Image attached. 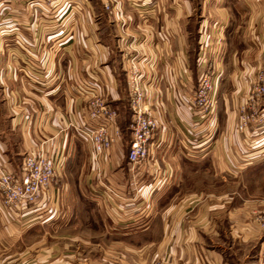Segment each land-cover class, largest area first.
<instances>
[{
    "label": "crops",
    "instance_id": "obj_1",
    "mask_svg": "<svg viewBox=\"0 0 264 264\" xmlns=\"http://www.w3.org/2000/svg\"><path fill=\"white\" fill-rule=\"evenodd\" d=\"M192 4L0 0V167L18 174L23 156L43 148L58 171L35 209L17 214L2 206L0 194V264H264V229L251 218L264 206V123L257 126L264 118L237 129L261 69L241 57L255 49L256 59L263 57L264 38L254 40L255 47L237 44L228 17L193 18ZM205 5L238 16L247 10L248 25L264 11V0H205L201 10ZM220 24L225 44L213 38V54L223 48L225 66L214 62L211 68L199 60L198 36L205 26L213 36ZM133 57L157 121L150 154L134 168L126 132L132 126L127 68ZM230 57L238 67L231 90L222 86L213 117H203L189 99L206 69L217 86L225 80ZM94 93L116 111L113 129L119 132L97 163L81 132L97 124L88 115ZM261 103L264 111V97ZM209 174L222 187L226 176L243 187L235 185L226 201L224 191L207 189ZM79 178L86 195L63 191ZM192 180L202 189L182 190L193 187ZM80 196L103 209L100 236H82L78 211L65 204Z\"/></svg>",
    "mask_w": 264,
    "mask_h": 264
},
{
    "label": "built area",
    "instance_id": "obj_2",
    "mask_svg": "<svg viewBox=\"0 0 264 264\" xmlns=\"http://www.w3.org/2000/svg\"><path fill=\"white\" fill-rule=\"evenodd\" d=\"M30 2L36 0H28ZM52 4L57 0H42ZM129 108L132 114L131 138L129 140L128 163L134 168L144 162L150 154V144L157 128V121L145 102V90L142 83L140 66L133 57L129 60L127 71ZM93 94L90 102L89 118L97 121L95 126L81 130L90 146L94 162L110 149L118 130L113 129L116 111L108 108ZM218 90L213 82V72L206 69L199 77L198 83L189 104L192 109L203 117L211 119L217 103ZM264 97V66L263 71L255 76L237 126L238 130L260 121L262 112L258 114V105ZM91 126V125H90ZM58 171L54 160L44 154L43 148L27 152L22 159L18 174L0 167V194L2 206L15 210L17 214L37 208L47 192L56 184ZM253 220L264 229V208L253 212ZM158 264V263H156Z\"/></svg>",
    "mask_w": 264,
    "mask_h": 264
},
{
    "label": "rangeland",
    "instance_id": "obj_3",
    "mask_svg": "<svg viewBox=\"0 0 264 264\" xmlns=\"http://www.w3.org/2000/svg\"><path fill=\"white\" fill-rule=\"evenodd\" d=\"M204 1L205 0H192V2H193V4H192V6H193V8H192L193 18H196V17L199 18L202 13L203 14L205 13V16L209 17L211 20H212V18H220V16L221 17H228V22L231 23V25H229V27L230 26L233 27V31L229 36L237 38V44H239L238 40H245V42L251 44L252 47H255L254 40L258 42L259 40H262L264 38V29H263L264 26L261 25V22L264 21V11H262L260 13L256 12L257 14H255L256 15L255 24L254 25H252V24L248 25L249 20L247 18H244V14L247 10H240L241 14L239 16L234 14V12L231 9L215 10V9H212V7L210 5L207 8L205 5V7L201 10V4ZM206 1L212 2V1H218V0H206ZM219 1H222V0H219ZM118 13H119L118 16L121 17L122 15L120 14L119 11H118ZM252 17L254 18V14H251V18ZM192 24H195V23L193 22ZM209 24H210V22H209ZM191 27H193V26L191 25ZM215 28H216L215 29L216 31L214 32L213 36H212V33H209V30L206 26L203 29H201V31L199 32L198 41L200 40V47L202 49L199 60L205 61V63L208 64V66L211 65V68H212V63H214V62H216V64L219 63L220 68H224V66H225L224 65V63H225V61H224V55H225L224 50H223V48L220 49L218 55L216 53L213 54V52L216 49V47L218 46V44L216 45L215 42L212 40L213 38H216V39L221 40L223 43L225 42L224 41L225 40L224 33L221 30V29H223V27L220 24V25H215ZM192 34H193L192 37L195 38V36H194L195 33L193 30H192ZM253 34H254V36H253ZM256 36L260 37V39L259 38L254 39V38H256ZM227 48H228V46H227ZM210 50H212V52ZM254 53L259 54L258 49L257 50L255 49L253 51L248 50L247 52H244L243 56L241 57L242 61H245L246 63H249L252 66L257 64L256 67H258V69H260L259 66H261V69L263 71L264 56L263 57L261 56L260 58L256 59ZM252 54H254V55H252ZM228 63L231 67L230 71L227 72L225 80L224 79L220 80V81L218 80L220 85H218V86L216 85L217 90H219L223 86V88H224L223 91H225L226 93H228L231 90L228 86L229 80H232L233 75H235V74H233L235 72V69H236V72L238 70L237 64H233L231 57H230V62H228ZM259 63H260V65H259ZM235 66L237 68H235ZM128 67H129V63H128ZM261 69H260V71H261ZM127 71H128V68H127ZM260 71L257 72L256 76L260 73ZM244 74L245 75H242V76L243 77L245 76V78L247 76H249L248 75L249 73H244ZM219 75H220L221 79L224 78L223 71H222V74L220 73ZM240 76H241V73H240ZM0 101H1V95H0ZM128 105H129V103H128ZM258 109H259L258 114H260L261 111H263L262 103L259 104ZM129 110H130V108H129ZM3 111L4 110L2 107V103H1L0 104V115L3 113ZM2 115H4V114H2ZM263 118H264V111L262 112V116H261L260 120H262ZM263 123H264V121L262 120L259 122V125H257V126H261V125H263ZM126 132H129V135H130V133H131L130 127L129 128L127 127ZM13 139H14V141H16L17 138L15 137ZM85 154H86L85 151L79 152L78 153V159L79 160L85 159ZM197 178L199 180V175H197ZM213 178H214V176H212L211 174L208 175L209 181H208L207 189H209L210 191H212V190L224 191V195L226 196V198H225L226 201H227V199H230L231 196L229 195V193H231L235 190V187H236L235 185H237L238 188H239V186H241V188L243 187L242 183L238 184V183L234 182V184H233V181L229 180L228 176H226L225 185L223 187L221 185H217L216 181L213 180ZM192 184L194 185L193 187L184 186V188L182 187V190L187 191L185 189H192V191H193V190L202 189V185L200 183L196 184L195 180H192ZM63 191H66L69 193H74V192L76 193L77 192V193L83 194V195H86L88 193L87 186L86 185L84 186L83 179H81V178L77 179L76 182H72V184L68 185L66 187V189H64ZM109 192L111 194H113L111 191H109ZM65 204L69 208H75L78 211V213H77L78 217H77L76 221L78 223L77 225H79V227H80L82 236L84 235L87 238L88 237L89 238H95V236H97V235L100 236L99 234L102 233L101 232L102 230L97 225H98V221L102 218L101 216H103L102 215L103 209L100 210L101 206L98 204L97 201H93L87 197L80 196L79 201H77V200L74 201L73 199H68L65 201ZM173 204H176V200L174 201ZM226 206H227V204H226ZM262 208H264V206ZM262 208H260L258 210H261ZM258 210H255L254 212H256ZM253 214L254 213L252 212L251 213L252 219H253ZM220 220H222V217H220ZM248 249H249V247L244 249V251L246 252Z\"/></svg>",
    "mask_w": 264,
    "mask_h": 264
}]
</instances>
